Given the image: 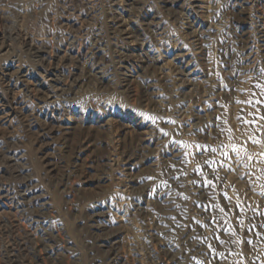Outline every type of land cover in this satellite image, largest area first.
Instances as JSON below:
<instances>
[{
    "label": "rangeland",
    "instance_id": "rangeland-1",
    "mask_svg": "<svg viewBox=\"0 0 264 264\" xmlns=\"http://www.w3.org/2000/svg\"><path fill=\"white\" fill-rule=\"evenodd\" d=\"M0 264H264V0H0Z\"/></svg>",
    "mask_w": 264,
    "mask_h": 264
},
{
    "label": "bare ground",
    "instance_id": "bare-ground-1",
    "mask_svg": "<svg viewBox=\"0 0 264 264\" xmlns=\"http://www.w3.org/2000/svg\"><path fill=\"white\" fill-rule=\"evenodd\" d=\"M114 4V3H113ZM197 5V4H196ZM204 7V6H203ZM121 14V13H120ZM165 43V42H164ZM150 58V57H149ZM187 64V63H186ZM58 91V90H57ZM14 109V108H13ZM20 196V195H19Z\"/></svg>",
    "mask_w": 264,
    "mask_h": 264
}]
</instances>
